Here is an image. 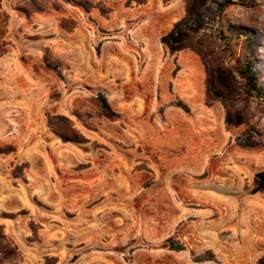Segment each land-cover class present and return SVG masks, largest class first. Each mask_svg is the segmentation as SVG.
<instances>
[{"label": "rangeland", "instance_id": "rangeland-1", "mask_svg": "<svg viewBox=\"0 0 264 264\" xmlns=\"http://www.w3.org/2000/svg\"><path fill=\"white\" fill-rule=\"evenodd\" d=\"M76 2L0 0L3 264H258L264 0H231L191 36L226 67L245 73L251 60L257 95L235 102L239 127L225 125L222 102L206 105L200 57L160 43L184 19L183 0ZM230 26L253 31L250 47ZM98 94L116 119L101 114ZM47 114L70 119L87 142L62 143ZM245 131L258 149L236 146ZM206 252L217 263L196 261Z\"/></svg>", "mask_w": 264, "mask_h": 264}, {"label": "trees", "instance_id": "trees-1", "mask_svg": "<svg viewBox=\"0 0 264 264\" xmlns=\"http://www.w3.org/2000/svg\"><path fill=\"white\" fill-rule=\"evenodd\" d=\"M67 3H77L76 0H63ZM148 0H127L126 4L130 5L134 2L138 5L145 4ZM184 2V19L174 24L173 29L160 37V43L169 55H175L180 51L189 49L200 57L201 62L205 69V99L206 105H210L214 101H220L227 109L225 116V125L227 127H239L244 123V115L241 109L234 107L237 100H246L251 95H257L256 84L254 80L248 76V71L251 70V60L247 62V72H243L238 68L231 69L223 64L217 62L213 58V50H206L202 48V41H193L192 35L198 32L202 27L205 17L219 15L224 8L231 4V0H183ZM1 9V8H0ZM27 14V11L24 10ZM7 16L0 10V57L7 52V43L5 39V26ZM190 24L188 27L186 24ZM185 27L182 31L181 28ZM230 31L236 35H242L250 47L251 35L253 33L249 28L230 26ZM251 55L254 53L251 50ZM253 57V56H252ZM46 61V57L44 58ZM236 75L242 81H237ZM174 76V72H173ZM96 105L101 111V114L110 120H114L118 115L111 109L106 98L102 94H98L95 98ZM179 106L188 112L186 106L178 102ZM74 116L83 125L92 130L88 124L81 120L79 114L75 113ZM47 126L49 130L60 139L62 143H86L87 139L74 127L72 121L61 115L47 114ZM236 146L242 150H255L260 146L254 142L248 131L243 132L241 136L235 138ZM0 150V154H2ZM264 192V170L257 172L253 177V188L251 194ZM5 235L0 226V264H3L8 259V250L5 249ZM169 248L172 250H181V246H175L172 239L168 240ZM197 262L217 260L212 252H206L196 260ZM258 264H264V257L258 261Z\"/></svg>", "mask_w": 264, "mask_h": 264}, {"label": "crops", "instance_id": "crops-1", "mask_svg": "<svg viewBox=\"0 0 264 264\" xmlns=\"http://www.w3.org/2000/svg\"><path fill=\"white\" fill-rule=\"evenodd\" d=\"M151 1H155V0H148L147 2H151ZM184 8V7H183Z\"/></svg>", "mask_w": 264, "mask_h": 264}]
</instances>
